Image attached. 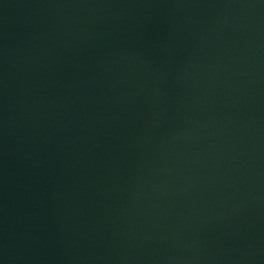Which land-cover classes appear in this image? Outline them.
<instances>
[{"label":"water","instance_id":"1","mask_svg":"<svg viewBox=\"0 0 264 264\" xmlns=\"http://www.w3.org/2000/svg\"><path fill=\"white\" fill-rule=\"evenodd\" d=\"M0 264H264V0H0Z\"/></svg>","mask_w":264,"mask_h":264}]
</instances>
